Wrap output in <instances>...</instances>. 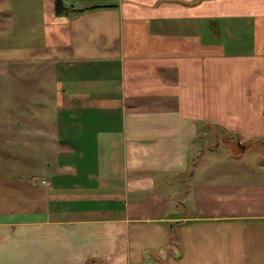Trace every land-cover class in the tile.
Segmentation results:
<instances>
[{"label": "crops", "instance_id": "obj_1", "mask_svg": "<svg viewBox=\"0 0 264 264\" xmlns=\"http://www.w3.org/2000/svg\"><path fill=\"white\" fill-rule=\"evenodd\" d=\"M55 1L0 0V57L58 89L0 264H264V0Z\"/></svg>", "mask_w": 264, "mask_h": 264}, {"label": "rangeland", "instance_id": "obj_2", "mask_svg": "<svg viewBox=\"0 0 264 264\" xmlns=\"http://www.w3.org/2000/svg\"><path fill=\"white\" fill-rule=\"evenodd\" d=\"M68 1L72 3L76 0ZM100 3L103 2H98L102 5ZM2 7L3 5L0 4V8ZM0 52L1 56L13 57L12 51L2 50ZM15 65L12 60L0 57V187H13L17 184L18 181L15 179L17 173L27 178L21 180V186L29 184L31 175L44 168L45 156L55 153V130L51 132L48 129L45 132L41 129L39 122L33 120L30 122L29 111L35 112L37 106L41 108V103H44L47 106L45 111L47 119L53 118L56 124L57 85L55 83L44 84L46 99L38 100L39 93L36 91L38 85L32 83L27 76L20 75L26 70L25 67L19 69ZM38 81L39 79L36 83H39ZM50 88L52 90L51 99H49ZM49 110L52 111L53 116L48 117ZM29 122L35 123L36 126L29 125ZM216 133L219 132L210 131L213 141H216L214 138ZM226 136L225 133L220 134L221 138Z\"/></svg>", "mask_w": 264, "mask_h": 264}, {"label": "trees", "instance_id": "obj_3", "mask_svg": "<svg viewBox=\"0 0 264 264\" xmlns=\"http://www.w3.org/2000/svg\"><path fill=\"white\" fill-rule=\"evenodd\" d=\"M55 7L57 15L67 14L70 12H77V9H75L73 5H67L65 3V0H56Z\"/></svg>", "mask_w": 264, "mask_h": 264}]
</instances>
